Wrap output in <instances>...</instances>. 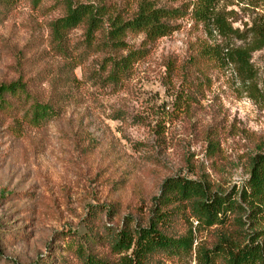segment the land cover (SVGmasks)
I'll return each instance as SVG.
<instances>
[{"label":"rangeland","instance_id":"rangeland-1","mask_svg":"<svg viewBox=\"0 0 264 264\" xmlns=\"http://www.w3.org/2000/svg\"><path fill=\"white\" fill-rule=\"evenodd\" d=\"M68 1L106 7L90 45L84 25L59 45L52 25L65 17L63 1L0 0V85L19 83L27 103L12 116L0 112V264H120L115 234L148 228L158 211L173 212L158 226L164 234L192 236L193 245L186 257L154 255L150 264H206L200 249L220 243L264 248V198L249 187L264 153V47L251 72L226 59L189 62L205 45L251 44V30L264 27V0H217L215 12L239 31L228 41L214 27L177 21L119 86L106 84L117 55L106 33L139 0ZM154 1L176 8L192 0ZM124 41L138 49L143 36ZM36 102L55 110L38 126L25 116ZM170 179L230 195L240 208L224 226L203 228L188 203L178 212L163 202Z\"/></svg>","mask_w":264,"mask_h":264},{"label":"trees","instance_id":"trees-1","mask_svg":"<svg viewBox=\"0 0 264 264\" xmlns=\"http://www.w3.org/2000/svg\"><path fill=\"white\" fill-rule=\"evenodd\" d=\"M61 1L66 5L67 12L65 17L57 19L52 25L59 45L66 34L81 25L86 28V39L90 45L96 33L103 28L102 19L108 15L106 7L90 4L72 6L70 1ZM216 5L217 0H192L176 8H167L158 7L154 0H139L136 9L129 16L115 14L111 18V29L106 33V46L117 52V55L109 57L106 84L112 86L122 84L130 76L134 65L146 57L147 47L176 31L178 29L176 22L179 20H191L196 24H202L207 30L214 27L227 41L237 36L239 31L232 29L225 18L215 12ZM251 33L255 39L244 47L231 48L228 43L224 47L203 46L198 60L195 57L190 58L189 62H192L190 66L197 65L199 60L220 63L226 59L238 64L245 72H251L250 61L253 52L264 47V27H256ZM129 35L143 36L140 48L133 49L124 41ZM22 92L24 91L19 83L1 84L0 112L12 116L19 106L26 105V100L21 101ZM54 112L51 106L36 102L28 107L25 116L29 118L30 124L38 126L51 118ZM249 187L251 194L258 200L264 198V153L254 158ZM163 192V202L166 205L170 202L177 203L175 209L178 212L188 203L190 218L203 228L224 226L228 223L229 216L240 208V204L230 195L209 193L198 183L186 179L167 180ZM242 194L245 195V192ZM170 214L173 215V212L158 211L155 216L156 222L151 223L148 228L133 231L122 229L117 232L113 239L112 250L116 254H125L119 260L120 264H150L149 259L154 255L170 258L190 255L193 245L192 236L176 239L167 236L158 228L161 223L169 220ZM199 252L202 253L206 264H214L216 258H221L224 264H264V248L259 244L240 246L220 243L212 250L200 249ZM93 263L89 258L86 264Z\"/></svg>","mask_w":264,"mask_h":264}]
</instances>
